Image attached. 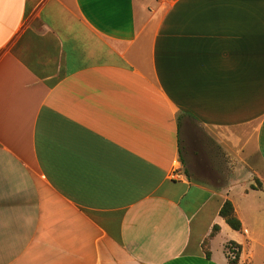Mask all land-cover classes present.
I'll use <instances>...</instances> for the list:
<instances>
[{
  "label": "crops",
  "instance_id": "1",
  "mask_svg": "<svg viewBox=\"0 0 264 264\" xmlns=\"http://www.w3.org/2000/svg\"><path fill=\"white\" fill-rule=\"evenodd\" d=\"M261 165L264 0H0V264H261Z\"/></svg>",
  "mask_w": 264,
  "mask_h": 264
},
{
  "label": "trees",
  "instance_id": "2",
  "mask_svg": "<svg viewBox=\"0 0 264 264\" xmlns=\"http://www.w3.org/2000/svg\"><path fill=\"white\" fill-rule=\"evenodd\" d=\"M252 188H256V186H252ZM220 216L226 221V223L234 230L240 231L242 229V223L239 220V218L235 214V210L233 207V204L231 201H226L221 210H220ZM218 230V227L215 226L213 233ZM227 249V255L229 258L230 264H239V257L242 251V247L239 244H236L234 242H230L226 246ZM207 256L209 257V252L206 251Z\"/></svg>",
  "mask_w": 264,
  "mask_h": 264
},
{
  "label": "rangeland",
  "instance_id": "3",
  "mask_svg": "<svg viewBox=\"0 0 264 264\" xmlns=\"http://www.w3.org/2000/svg\"><path fill=\"white\" fill-rule=\"evenodd\" d=\"M192 128L196 134H208V131H205L203 128H199L198 130L194 127ZM184 167L187 169L188 167L187 164H185ZM256 183H257L256 188L261 187L262 189V187L264 186V167L262 165H261V183L258 180L256 181ZM261 209H264V195H263V198H261ZM261 213H263V211ZM263 240H264V226L261 227V256H260L261 264H264V254H263L264 249L262 247V245L264 244ZM258 261H259V258H258Z\"/></svg>",
  "mask_w": 264,
  "mask_h": 264
},
{
  "label": "built area",
  "instance_id": "4",
  "mask_svg": "<svg viewBox=\"0 0 264 264\" xmlns=\"http://www.w3.org/2000/svg\"><path fill=\"white\" fill-rule=\"evenodd\" d=\"M178 176H179V174L177 172H173V174L171 175V178L177 179V178H179Z\"/></svg>",
  "mask_w": 264,
  "mask_h": 264
}]
</instances>
